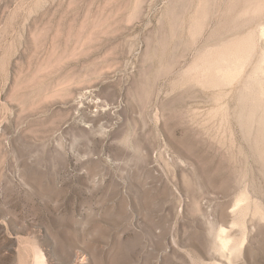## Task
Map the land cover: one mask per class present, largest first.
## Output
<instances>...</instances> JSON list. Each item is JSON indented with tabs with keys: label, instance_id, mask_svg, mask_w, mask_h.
<instances>
[{
	"label": "rangeland",
	"instance_id": "1",
	"mask_svg": "<svg viewBox=\"0 0 264 264\" xmlns=\"http://www.w3.org/2000/svg\"><path fill=\"white\" fill-rule=\"evenodd\" d=\"M261 28L264 0H0V264H264Z\"/></svg>",
	"mask_w": 264,
	"mask_h": 264
},
{
	"label": "bare ground",
	"instance_id": "2",
	"mask_svg": "<svg viewBox=\"0 0 264 264\" xmlns=\"http://www.w3.org/2000/svg\"><path fill=\"white\" fill-rule=\"evenodd\" d=\"M260 31H261V35H262V37L264 38V28H261ZM54 54H55V53H54ZM74 80H75V79H74ZM79 85H80V84H79ZM19 101H20V100H19ZM88 103H89V102H88ZM88 103H87V106L89 105ZM89 106H90V105H89Z\"/></svg>",
	"mask_w": 264,
	"mask_h": 264
}]
</instances>
